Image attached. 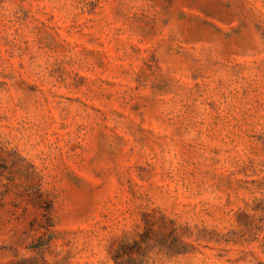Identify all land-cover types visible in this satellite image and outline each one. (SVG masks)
Masks as SVG:
<instances>
[{"label":"rangeland","instance_id":"374dc122","mask_svg":"<svg viewBox=\"0 0 264 264\" xmlns=\"http://www.w3.org/2000/svg\"><path fill=\"white\" fill-rule=\"evenodd\" d=\"M0 264H264V0H0Z\"/></svg>","mask_w":264,"mask_h":264}]
</instances>
